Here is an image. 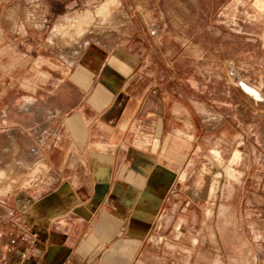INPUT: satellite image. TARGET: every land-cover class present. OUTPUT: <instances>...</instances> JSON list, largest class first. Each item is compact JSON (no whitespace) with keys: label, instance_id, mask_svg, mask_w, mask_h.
I'll return each mask as SVG.
<instances>
[{"label":"crops","instance_id":"1","mask_svg":"<svg viewBox=\"0 0 264 264\" xmlns=\"http://www.w3.org/2000/svg\"><path fill=\"white\" fill-rule=\"evenodd\" d=\"M141 56L128 44H91L58 65L51 127L31 139L57 181L10 179L0 229L37 232L30 264H264V179H244L237 208L222 206L229 240L213 239L212 208L199 228L197 183L186 190L181 179L183 160L198 152L196 124L183 132L181 109L167 112L159 87L143 80Z\"/></svg>","mask_w":264,"mask_h":264},{"label":"rangeland","instance_id":"2","mask_svg":"<svg viewBox=\"0 0 264 264\" xmlns=\"http://www.w3.org/2000/svg\"><path fill=\"white\" fill-rule=\"evenodd\" d=\"M103 43L142 54L143 80L159 87L167 112L181 109L183 132L196 124L198 152L183 160L182 183H197L198 227L212 208L213 239L229 240L222 206L237 208L244 179H264V0H0V117L9 116L0 120V199L10 179L44 166L31 139L51 127L58 65Z\"/></svg>","mask_w":264,"mask_h":264},{"label":"built area","instance_id":"3","mask_svg":"<svg viewBox=\"0 0 264 264\" xmlns=\"http://www.w3.org/2000/svg\"><path fill=\"white\" fill-rule=\"evenodd\" d=\"M56 181L57 177L44 164L39 172L36 171L33 177L27 179L26 185L28 187L51 186ZM3 235H6L8 240L0 250V264H30L33 261L32 257L38 251L37 232H30L24 226L18 227L15 224L5 232L0 229V236Z\"/></svg>","mask_w":264,"mask_h":264},{"label":"bare ground","instance_id":"4","mask_svg":"<svg viewBox=\"0 0 264 264\" xmlns=\"http://www.w3.org/2000/svg\"><path fill=\"white\" fill-rule=\"evenodd\" d=\"M242 86H243L244 90H246L247 92L251 93L257 99H259V97H261V94H260L259 90H257L256 88L248 85L246 82H242Z\"/></svg>","mask_w":264,"mask_h":264}]
</instances>
